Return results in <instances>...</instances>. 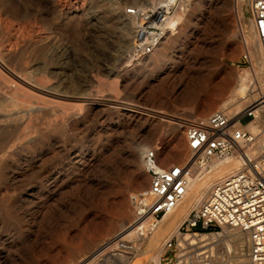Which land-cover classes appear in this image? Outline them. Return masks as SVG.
<instances>
[{
  "label": "rangeland",
  "instance_id": "1",
  "mask_svg": "<svg viewBox=\"0 0 264 264\" xmlns=\"http://www.w3.org/2000/svg\"><path fill=\"white\" fill-rule=\"evenodd\" d=\"M199 1L200 8L195 5L197 0L186 1L189 4L183 20L190 25L187 27L190 36L185 42L178 43L175 57L167 60L168 63L164 62L157 71L151 66L137 71L135 79L127 85L115 86L113 81V72L129 65V53L123 43L125 32L118 25L117 17L132 4L141 5L143 0H0L1 61L10 72L17 71L32 79L46 75L51 82L57 84L59 91L81 95L91 90V97L108 94L109 98L105 101L109 107L135 105L144 115H156L174 123H178L176 118H186L187 115L205 118L220 110L219 107L206 110L213 95L229 81L233 82L231 95H235L239 85L238 73L244 70L250 73L254 67L251 61L245 63L242 59L244 54L248 55L242 33L250 22L249 17L240 21L239 10L233 5L222 7L225 11L221 14L212 0ZM181 2L182 0H176V5ZM142 8H146L144 4ZM221 16L227 19L226 22L233 23V29L228 33ZM133 37L134 35L130 37L129 48ZM236 46L241 47V53L234 57ZM132 67H136V64H132ZM0 72L1 76L8 71L0 68ZM0 87L2 98L6 88L1 83ZM92 113L89 114V119L66 127L63 145L68 149L69 156L66 157L67 152L62 151L54 163H46L45 171L58 170L62 179L58 181L60 191L45 206L36 198L31 201L23 199L27 190L39 181L34 173L7 188L0 184V205L12 207L13 210L11 225L0 220V243L5 242L6 245V249L0 254L3 264H87L110 243L116 242L138 226L135 221H128L124 224L128 230L122 235L118 236L123 230L120 227L110 235L106 233V228L117 217L119 198L127 193L131 201L140 193L137 192L133 165L126 158L128 146L143 143L151 145L149 148L153 149L161 138L170 148L174 139L170 136L166 138L161 127L144 126L135 134L133 144L130 132L138 129L142 121L135 124L133 117L113 109L102 112L95 110ZM85 115L82 113V118ZM181 132L186 144L183 130ZM8 150L9 147L0 150V159L6 158ZM162 158L159 152L158 161L162 166L180 164L177 159L167 161ZM229 172L231 171L227 173ZM142 185L145 190L149 186L147 174ZM195 204L187 202V212ZM186 208L176 214L167 233L176 230ZM38 211L41 213L40 217H37ZM114 236L118 237L111 240ZM171 236L172 233L166 239L164 237L152 250L148 249L147 243L143 244L137 253H133L130 264H148L150 253H158V264L172 259L175 240L164 247ZM91 239H96L98 243L86 244ZM131 241L126 245L130 246ZM246 253L248 255V249ZM219 258L224 264L232 263L227 257Z\"/></svg>",
  "mask_w": 264,
  "mask_h": 264
},
{
  "label": "bare ground",
  "instance_id": "2",
  "mask_svg": "<svg viewBox=\"0 0 264 264\" xmlns=\"http://www.w3.org/2000/svg\"><path fill=\"white\" fill-rule=\"evenodd\" d=\"M186 1H190V0H186ZM186 1L182 0L181 6L184 8L182 10H177L174 13L173 17L169 19L168 25L171 26L174 24L175 26L173 31H171L170 33H164L160 40L158 48L154 51V53L151 56H149L146 60L141 62L133 61L132 46L131 48H129V41L131 40L130 37H132L133 35L135 37L137 31V22L135 18L126 15L124 11L122 14H120L117 17L118 25H120L123 31L125 32V34H123V43L125 45V50H128L129 53L128 56L129 65L125 66L124 68H121L118 71L113 72V75L115 77V79L113 78L115 86L118 84L127 85L128 83L131 82V80L135 79V76L138 74L137 71H142L144 70L145 67L147 68L151 66L153 67V69H156L157 71V69H159L164 62H166L167 60H171L172 59L171 57L173 56L175 57L176 54L175 49L178 43L185 42L187 38L190 36L189 30H187L189 23L188 21L183 20L189 4ZM212 1L214 2V6L217 9H219V12L221 14L224 13L225 11L223 10L222 7L233 5L235 6L236 9L239 10L240 21H243L246 18L248 19V17L250 19V22H248V26L243 30L242 35H243L244 46L248 54L247 56L249 58V62L250 61L252 62L254 68L250 71V73L249 71L246 70L238 73L237 76H238L239 85H237L235 95L233 96L231 95L233 90V82L229 81L226 84H224L221 90H219L215 95H213V97L208 101L206 107L207 111L219 107L220 110H225L228 113V115L233 117L239 114L246 106H248V104L258 99V95L264 96V55L260 50L258 40L255 34V30L253 27L249 2H247L246 0H223V3L221 4L220 0H212ZM172 2L173 0H168V1L158 0L157 2H155V0H143L142 4L139 6L137 3H134L132 5L135 8L141 10L144 9L142 8L143 4L144 7H147V6H154L157 4L159 5L162 3L171 4ZM196 3L197 4L195 3L194 4L197 5L198 8H200V1L197 0ZM193 10L196 11V9ZM221 18H223L222 24L225 25L226 32L227 33L230 32L233 29V23L231 21L226 22L227 19L225 20V18L222 16ZM115 19L116 18H114V20ZM240 51H241V47L236 46L233 56L235 57L236 55L241 53ZM179 52H181V50ZM168 56L170 57L168 58ZM1 59L3 60V57L1 58L0 56V68L8 72L6 75H4L3 73V75L0 76L1 77L0 83L3 84V86L6 88V90L4 91V97L0 98V113H2V116L0 117V150L5 149L6 147H9L10 150H8L9 152L5 151V153L7 152V156L5 155L6 156L5 159H0V184L7 188L17 182L20 183L21 179L27 176L28 174L34 173L35 176L39 178V181L34 186L30 187L27 190V194L23 197L25 201L28 200L31 201V199L36 198L39 199L40 203L44 204L45 206V204L48 203L50 199H53L55 195L60 191L61 187L58 186V181L61 178V173L58 170H57L58 172L57 171L54 172V169L45 171L46 163H50V164L54 163V161L58 159L57 158L58 154L61 153L62 151L65 153L67 152L66 157L69 156L68 149H65L66 146L64 147L63 145L64 144L63 140L66 139L65 137L66 127H71L76 123L89 119V114H91L95 110L102 112L103 110L113 109L121 112V114L123 115H128L130 117H133V119L136 120L134 121L135 124L140 123L142 121V123H140L141 125H138L139 126L138 129H134L133 131L130 132V136H131L130 141H132L133 144H134L133 138L135 134H137L138 130L142 129L144 126H147L148 128L161 127L162 131H164L166 135V138L170 136L171 138L174 139V143L170 148L167 147L166 142L164 140H161V138L159 142L156 143L155 148H153L156 152V160L158 164L161 166L162 164H160L158 161L159 152H161L162 157L167 161L169 160L171 161V159L173 160L177 159L180 163L177 165L180 166L185 165V163H187V161L192 156V152L189 150L188 146H186L187 141L185 144L182 134H180L183 128L179 123L168 122L165 119L156 115H149V114L144 115L135 108V105L122 104L119 105L118 107L117 106L109 107L105 101L109 98L108 94L107 95L101 94L100 96L97 97L94 96L91 97L92 95L90 94L91 90L90 91L88 90L89 93H85L81 95H74L69 92H63L64 90L59 91L56 87L57 84L55 85L53 82H51L48 79L49 77L47 78L46 75L32 79L30 77L23 76L17 71L16 72L14 71L15 73H13L12 71L10 72L9 70L6 69ZM132 64H136V67H132ZM53 72L55 73V71ZM58 80H60V78ZM256 91L258 92L256 93ZM225 100L227 102L224 103ZM82 113L86 114L85 117L83 118H82ZM186 117L193 118L196 116L187 115ZM131 121L133 122V120ZM134 127H136V125L133 126L132 128ZM237 127L242 131L249 133L250 136H252L253 138V143L250 145H244V146L242 145L241 148L235 150V152L232 155L227 156L223 159L211 160L207 164L206 169H198L196 166L193 165L191 167L192 170H191V176H190L188 188L184 197L182 198V200L174 210L164 215L161 218V220H159L156 224L154 223L151 216H148L144 219H140L136 214V207L134 206V202L132 200L130 201V198H128L127 193L123 195L121 194L122 195L121 198L118 197L120 199V202L116 211L117 217L113 219L109 227L106 228L107 229L106 233L110 235L114 232V230L117 227H120L119 229H123V230L119 233L118 236L122 235L128 230V227L126 228L124 227V224L127 223L128 221H132V222L135 221V223H137L138 226L133 231L131 230V232L127 233L124 237L122 238L120 237V239H118L116 242H113L112 244L108 243L109 245L102 252L98 253L93 259L91 258L92 260L90 261L88 260L89 262L87 264H130L133 253L135 252L137 253V251H139V249L143 247V244L147 243L148 249L152 250L153 248H156L158 246L159 242L164 237H165L164 239H166L167 236L170 235L171 233H172L171 238L173 236H177L178 240L180 241L189 240V238L192 239L191 237L188 236L182 238L177 234L178 226L184 220L187 219L191 211L190 210L189 212H187L186 203L195 202L196 203L195 206H196L198 202L205 195L209 186L214 181L224 178L234 173L235 171L239 170L242 165V153L250 158H254L258 156V154L264 148V135H262V132H264V102L256 109L254 118L247 119L244 122L238 123ZM150 146L151 145L148 144L146 145L143 143L137 144L134 147L132 145L128 146L129 151L126 158L134 166V167L132 166V168H134L133 176L137 181L135 182L137 183V187H138L137 192L140 191V193L145 191V188H143L142 185V181L146 180V174H147L143 164V155L148 149H150L149 148ZM228 171L231 172L227 173ZM25 178L27 179V177ZM5 187L3 189H5ZM86 199H88V197ZM195 206L193 208H195ZM11 208L8 206L0 205V220L6 221L7 224L11 223V218L13 213V210ZM41 208H43V206H41ZM183 208H186V210L183 214V217L181 218V222L178 223L176 230L167 233L170 229V226L173 224L174 220L176 219V214L184 210ZM40 214L41 213L38 211L37 217H40ZM116 237L114 236L111 240H113ZM97 238L99 237H96V239ZM96 239L88 240L86 241L87 242L86 244H94L97 242ZM129 240H132L131 242H129L131 245L127 246L126 244L128 243ZM203 240L206 241L205 245L208 248V251L210 252L211 264H217V263L224 264L222 262L223 260L221 261L219 260L220 259L219 257H227L229 261H232V263L229 264H248V255L246 253V249L249 248V244H248L247 234L235 229L223 228L221 232L217 234L207 235L206 237H204ZM14 246H16V244ZM5 249H6L5 242L0 243V254H2L3 250ZM158 262H159L158 253L157 254L150 253L148 264L151 263L158 264ZM0 264H3L2 259H0Z\"/></svg>",
  "mask_w": 264,
  "mask_h": 264
},
{
  "label": "built area",
  "instance_id": "3",
  "mask_svg": "<svg viewBox=\"0 0 264 264\" xmlns=\"http://www.w3.org/2000/svg\"><path fill=\"white\" fill-rule=\"evenodd\" d=\"M166 3L141 10L130 6L124 10L137 22L132 44L134 62L144 61L151 56L163 34L175 28L174 24L168 25L169 19L184 7L181 3L176 5V0L171 4ZM249 4L255 34L264 55V0H249ZM242 59L249 63L246 54ZM263 102L264 96L258 95V99L233 117L225 110H216L205 118L176 119L184 130L192 156L185 165L163 167L158 164L154 149L145 152L143 164L149 186L132 198L137 216L140 219L151 216L156 224L174 210L184 197L193 165L206 169L211 160L223 159L242 145L252 144V136L239 129L237 124L254 118L256 109ZM223 228L247 234L248 264H264V148L254 158L242 153L240 169L209 186L203 198L177 228L180 237L192 239L180 241L173 236L164 247L174 239V254L164 264H211V255L203 239L221 232Z\"/></svg>",
  "mask_w": 264,
  "mask_h": 264
}]
</instances>
